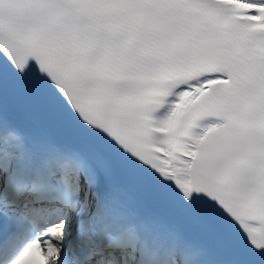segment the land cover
<instances>
[{
    "label": "snow or ice",
    "instance_id": "obj_1",
    "mask_svg": "<svg viewBox=\"0 0 264 264\" xmlns=\"http://www.w3.org/2000/svg\"><path fill=\"white\" fill-rule=\"evenodd\" d=\"M0 264H264V0H0Z\"/></svg>",
    "mask_w": 264,
    "mask_h": 264
}]
</instances>
